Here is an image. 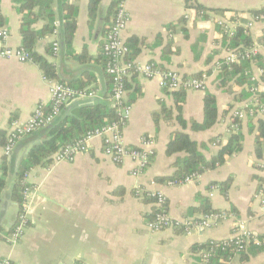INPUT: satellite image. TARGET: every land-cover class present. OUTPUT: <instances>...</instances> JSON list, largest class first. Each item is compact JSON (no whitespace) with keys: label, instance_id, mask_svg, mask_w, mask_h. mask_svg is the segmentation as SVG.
I'll return each instance as SVG.
<instances>
[{"label":"crops","instance_id":"crops-1","mask_svg":"<svg viewBox=\"0 0 264 264\" xmlns=\"http://www.w3.org/2000/svg\"><path fill=\"white\" fill-rule=\"evenodd\" d=\"M115 1L102 0L93 19L90 0H71L79 6L71 46L61 42L59 52L50 54L49 49L58 38L54 33L36 44L37 52L55 66L57 80L53 81L96 93L94 97L69 101L61 117L86 103L110 102L112 81L106 71L102 46L114 19L116 7L111 9V5ZM196 1L208 9L206 17L189 8L185 0H126L131 20L123 36L126 42L132 37L136 41L139 48L134 58L136 63H154L184 76L207 75L206 90L186 92L182 111L186 125L182 126L173 93L156 80L137 73L136 83L142 92L132 103L123 137L129 147L154 151L151 164L140 176L133 174L136 163L132 159L114 162L104 153L102 139L94 137L88 150L73 161L53 159L52 163L27 173L25 182L31 187L28 223L14 236L21 212V204L13 198L15 172L32 146L41 140L43 129L19 141L10 156L0 144V165L7 156L12 166L7 187L0 194V258H9L16 264H199L195 245L230 238L237 220L245 221L250 230L264 237L261 195H264V170L255 154L257 132L253 127L258 118L241 120L243 150L228 157L223 165L179 185L157 180L171 176L175 162L186 155L185 152L167 154V145L175 132L189 134L207 158L218 153L231 134V111L243 102L247 89L236 78L222 84L220 72L215 68L217 61L227 54V39L217 20L240 19L246 23L261 11L263 0ZM53 7L59 13L58 0ZM0 14L9 34L5 45L22 47V14L14 0H0ZM45 23L41 19L34 27L41 29ZM263 29L262 22L251 28L254 42L263 41ZM78 55H87V59L82 61ZM261 56L264 60V49ZM260 62H252L251 73L256 77L264 65ZM50 85L51 79L45 77L39 64L0 56V131L5 133L6 142L14 122L27 121L39 103L49 105ZM207 92L216 96L218 121L209 129H195L194 122L204 120ZM163 105L169 111L163 112ZM145 139L151 141L148 146ZM229 177H233V182L225 195L215 183ZM137 186L163 191L171 216L178 220L204 215L199 208L200 197L207 198L212 209L232 214L212 228L190 234L173 228L152 231L147 222L155 204L139 198L135 194ZM235 264H264V251L247 260L236 257Z\"/></svg>","mask_w":264,"mask_h":264},{"label":"built area","instance_id":"built-area-1","mask_svg":"<svg viewBox=\"0 0 264 264\" xmlns=\"http://www.w3.org/2000/svg\"><path fill=\"white\" fill-rule=\"evenodd\" d=\"M201 14H204L201 12ZM131 20V14L127 8L126 0H118L114 19L108 27L105 40L102 46L103 54L106 57V71L112 79V95L111 102L119 110L120 120L112 121L95 130L89 131L83 138L77 142L64 146L57 151L53 159L56 162L73 161L80 153L86 152L89 148L91 139L100 137L104 144V153L116 163H122L127 158L132 159L136 163L133 174L140 176L151 164L154 151L140 147H129L123 137V126L129 118L132 110V104L127 102V89L125 88V78L134 70L149 79L156 80L159 85L168 90H178L184 88L186 90H201L207 88V75L200 76H184L179 71L174 69H163L154 63L138 64L135 61H126L125 57L129 53V46L124 39V32L127 29ZM229 21V20H228ZM224 19L217 20V24L221 29L224 38L230 40L234 37L236 30L239 27L244 28V34L251 38V28L257 22L264 24V0L263 8L259 13L253 15L252 19L246 23L240 19H233L232 22ZM59 22H55L53 33L58 37L52 44L53 53L57 54L61 47L59 38ZM8 32L0 26V56L4 58H14L21 62L32 61L30 54L23 48H12L5 45L8 38ZM263 41L254 42L250 46L240 44L237 47L233 45L227 46V54L224 60H218L215 68L221 72L224 64L231 65L240 63L244 60L253 62L261 55L264 49V29L261 34ZM230 42V41H229ZM248 90L251 96L232 109V121L230 123V132L238 131L239 124L233 122V118L244 119L247 117H264V103L261 101L259 94L264 92V65L261 66L260 76L256 77L252 74L251 84L248 85ZM50 103H39L35 108L31 117L25 122L16 121L7 137V143L4 147L5 154L10 156L24 137L34 133L35 131L53 124L61 115L62 109L69 101L78 97H94L96 93L86 88L78 89L67 83L51 80L50 85ZM151 141L144 140L145 145H149ZM260 167L264 170V160L260 162ZM196 178L195 175L188 176L183 184L191 182ZM25 182V180H24ZM26 183V182H25ZM152 183L155 184L154 181ZM27 184V183H26ZM171 185H179L175 182H169ZM23 200L21 203V212L18 218V224L14 231V236H17L23 231L28 223V211L30 208L31 187L27 184L22 191ZM135 194L139 198L144 196L153 198L156 207L154 218L147 222V226L152 231H160L167 228L180 229L184 233H192L194 230L203 231L212 228L223 219L231 216L230 211H217L204 214L201 218H188L178 220L171 216L169 212L168 199L165 193L161 190H150L143 186H137ZM262 202L264 203V195ZM230 212V213H229ZM231 239H234V250L226 259H221L223 264H235V259L240 251L246 250L251 244L264 245V237L250 230L247 223L242 220H237L234 225ZM210 243H217L216 246L226 250L227 244H221L220 240H211ZM199 264H215L212 262L214 251L201 250L197 252ZM0 264H16L9 258H0ZM81 264V263H77Z\"/></svg>","mask_w":264,"mask_h":264},{"label":"trees","instance_id":"trees-1","mask_svg":"<svg viewBox=\"0 0 264 264\" xmlns=\"http://www.w3.org/2000/svg\"><path fill=\"white\" fill-rule=\"evenodd\" d=\"M102 0H90L89 11L91 18L97 16V12ZM189 8H194L201 14L202 17H206L208 9L196 0H185ZM55 0H14L17 11L22 14L21 22V35L23 37L22 47L30 54L33 62L39 64L43 69L45 77L51 80H57V74L55 66L50 63L44 56L36 50V44L38 40L45 37L48 34L53 33L55 29V22H59V37L60 42H64L65 45L71 46L73 37L75 35L79 6L72 3L71 0H58L59 2V13H57L53 7ZM118 0L112 3L111 9L116 7ZM221 11V10H220ZM259 13V12H257ZM115 15V14H114ZM45 20L46 23L41 29H36L34 24L39 20ZM5 21L3 16L0 14V26H4ZM230 41V42H229ZM129 46V53L126 55V61H134L139 48L136 47V41L134 37L126 42ZM253 41L250 36L244 34V28L239 27L232 39L226 40L225 45L237 47L240 44L250 46ZM61 44V43H60ZM49 53H53V48L50 47ZM80 60L87 59V55L76 56ZM104 62L106 64V57L103 54ZM263 57L259 55L257 61L263 64ZM220 60H224L223 58ZM263 66V65H262ZM252 62L250 60H244L240 63H233L231 65L224 64L220 72V78L222 84H226L229 80L236 78L238 83L246 85V92L244 91V100L251 96V92L248 90V85L251 84L252 77ZM202 73H196L195 76H200ZM137 73L132 70L129 75L125 78V88L127 89V102L133 103L142 92L141 87L136 83ZM188 77V76H186ZM111 78V77H110ZM112 81V79H111ZM71 85V84H70ZM72 86V85H71ZM74 87V86H73ZM83 87V86H82ZM77 88V87H75ZM84 89V88H78ZM90 90V89H88ZM168 90V89H167ZM93 91V90H90ZM171 91V90H169ZM177 100L178 108V121L182 126L186 125V120L183 117V105L185 102L187 90L184 88L171 91ZM110 91V98L112 95ZM261 101L264 103V92L259 94ZM162 111H169L163 105ZM62 113V112H61ZM219 117L218 105L216 96L212 93H206L204 97V120L202 123L194 122L195 129H209L217 121ZM257 125L253 126L256 130V149L255 154L259 163L264 160V119L257 116ZM120 120L119 110L114 106L110 100L107 103L101 101H94L92 103H86L80 108L76 109L70 114L63 117L61 115L57 120L48 126H44L42 138L39 142L32 146L28 153L21 160L16 172H15V183L13 187V198L20 204L23 200L22 191L27 184L24 182L27 173L37 167L46 166L53 161L54 154L64 146L73 144L83 138L89 131L95 130L99 127L106 125L112 121ZM234 123L239 124L238 131H232L228 141L223 144L218 153L211 158H207L197 141L192 139L189 134L183 131H178L173 134L170 142L167 145V154L173 155L175 153L185 152L186 155L178 159L175 162V172L169 177H158L159 182H175L178 183L184 181L188 176L195 175L196 177L208 170H214L219 166L223 165L228 157L233 156L243 150L244 135L240 131L241 120L233 118ZM38 131V130H37ZM36 132V131H35ZM34 132V133H35ZM33 134V133H32ZM31 135V134H30ZM6 135L0 131V144L6 145ZM11 162L8 157L5 156L0 165V194L4 191L8 184V177L11 173ZM259 167V165H258ZM233 182V177H229L225 181L215 183L221 187V191L227 195ZM145 199L154 201L153 198L144 196ZM201 198L200 209L203 210L204 214L211 212H217L210 207L207 198ZM156 207L153 213L150 215L149 220L154 218ZM234 239L226 238L220 240L221 244L228 243L226 250L217 247V243L206 242L203 244H197L194 247V251L197 253L201 250L214 251V257L212 262L215 264H223L221 259H226L231 255L232 249L234 250ZM264 251V245H255L251 243L246 250L240 251L238 257L241 260H247L253 255H258ZM199 260V257H198Z\"/></svg>","mask_w":264,"mask_h":264}]
</instances>
